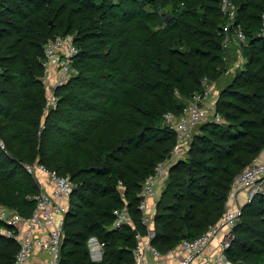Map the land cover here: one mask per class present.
<instances>
[{
    "label": "trees",
    "instance_id": "trees-1",
    "mask_svg": "<svg viewBox=\"0 0 264 264\" xmlns=\"http://www.w3.org/2000/svg\"><path fill=\"white\" fill-rule=\"evenodd\" d=\"M231 2L247 43L225 80L220 0H0V203L32 214L40 188L25 163L71 177L60 264H134V229L145 233L139 194L176 143L164 115L181 114L205 77L218 86L223 121L199 124L172 163L151 243L165 253L222 218L233 181L264 152V0ZM56 35L73 37L76 73L45 112L41 60ZM125 205L135 227H113V211ZM234 233L232 264H264V193L243 206ZM91 235L105 242L98 263ZM17 251L0 233V264H15Z\"/></svg>",
    "mask_w": 264,
    "mask_h": 264
},
{
    "label": "built area",
    "instance_id": "built-area-1",
    "mask_svg": "<svg viewBox=\"0 0 264 264\" xmlns=\"http://www.w3.org/2000/svg\"><path fill=\"white\" fill-rule=\"evenodd\" d=\"M220 9L227 18L220 29L223 48H227L233 40L245 45L247 38L242 26L234 24L235 7L231 0H220ZM260 34L264 36V12L261 14ZM77 51L71 35H56L44 45L41 81L46 91L45 112L58 103L55 89L64 85L76 73L72 62ZM214 84L205 77L204 91L195 93L181 114L167 112L164 115L167 124L176 133V143L170 156L159 161L154 172L145 179L139 194L143 196L140 197L139 209L142 212L141 222L145 226V233L140 234L134 229L137 238L132 249L134 264H232L226 250L234 239V227L242 215L243 206L251 202L255 195L264 193V157L260 155L233 181L220 221L210 225L195 239H182L177 246L165 253L151 243L154 236V214L150 210L149 200H152L155 209L170 167L188 148L195 128L206 121H223L215 110L218 90ZM0 147L5 149L2 141ZM24 168L33 175L40 188L35 196L36 206L30 216H24L0 203V220L12 227V230L1 227L0 233L13 236L18 243L15 264H27L33 258L37 259L36 264H60L65 214L70 205L74 183L69 175H59L37 161L32 164L25 163ZM43 175L47 177L50 189L40 180ZM113 214V227L123 224L135 227L126 205L115 209ZM215 239H218L216 250L207 253V248ZM87 247L92 262L98 263L103 259L105 242L98 236L91 235L87 240Z\"/></svg>",
    "mask_w": 264,
    "mask_h": 264
},
{
    "label": "rangeland",
    "instance_id": "rangeland-1",
    "mask_svg": "<svg viewBox=\"0 0 264 264\" xmlns=\"http://www.w3.org/2000/svg\"><path fill=\"white\" fill-rule=\"evenodd\" d=\"M241 43L237 40H233L232 43H230L227 51V57L229 58V69L227 74L224 75V79L226 80L229 75L238 67L243 64L244 61V54L242 52V49L240 47ZM223 80V79H222ZM219 83V82H217ZM216 88H218L217 84H214ZM154 211V209H153Z\"/></svg>",
    "mask_w": 264,
    "mask_h": 264
},
{
    "label": "crops",
    "instance_id": "crops-1",
    "mask_svg": "<svg viewBox=\"0 0 264 264\" xmlns=\"http://www.w3.org/2000/svg\"><path fill=\"white\" fill-rule=\"evenodd\" d=\"M261 157H264V152H262L261 154ZM41 179L43 182H45L47 184V188L50 189V185H49V182H48V179L45 175L43 176H40ZM149 203H150V210L151 212H154L153 211V206H152V200H149ZM154 205V204H153ZM217 243H218V239H215L211 242V244L209 245V247L207 248L206 252L207 253H211L213 252L214 250H216L217 248ZM37 263V259L36 258H33L30 262H28L27 264H36Z\"/></svg>",
    "mask_w": 264,
    "mask_h": 264
},
{
    "label": "water",
    "instance_id": "water-1",
    "mask_svg": "<svg viewBox=\"0 0 264 264\" xmlns=\"http://www.w3.org/2000/svg\"><path fill=\"white\" fill-rule=\"evenodd\" d=\"M140 197L142 198L143 196H140ZM182 239H186V236H185V235H183V236H182Z\"/></svg>",
    "mask_w": 264,
    "mask_h": 264
}]
</instances>
